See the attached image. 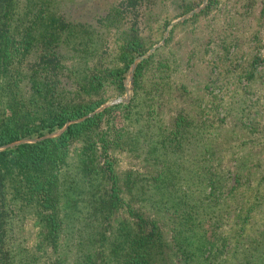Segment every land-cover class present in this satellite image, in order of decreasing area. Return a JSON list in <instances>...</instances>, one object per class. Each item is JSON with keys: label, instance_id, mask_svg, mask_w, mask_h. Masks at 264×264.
<instances>
[{"label": "trees", "instance_id": "16d2710c", "mask_svg": "<svg viewBox=\"0 0 264 264\" xmlns=\"http://www.w3.org/2000/svg\"><path fill=\"white\" fill-rule=\"evenodd\" d=\"M214 1L207 0L196 13ZM142 2L153 0H108L82 17L58 11L50 0H0V264H39L47 258L46 250L53 254L61 194L66 211L83 201L88 217L104 227L97 252L81 251L74 264H152L163 233L176 254L175 264H214L224 250L215 221L229 212L227 207L220 210L226 204L224 175L230 171L235 184L226 191L235 197L233 214L242 223L251 216L254 199L246 195L254 187L248 188V165L242 172L248 151L232 157L231 170L220 168L214 148L217 131H207L211 120L202 112L195 119L181 112L166 121L154 118L157 97L155 108L147 105L145 115L135 117L141 120L137 134L124 121L117 123L116 117H124L123 110L134 103L151 58L148 54L134 62L149 47L137 25ZM172 2L181 7L174 16L198 4ZM132 62V98L95 110L124 91ZM155 66L169 65L159 60ZM159 76L157 93L163 90ZM109 87L112 94L106 92ZM69 119L59 133L44 136ZM73 142L79 156L70 165ZM119 149L138 157L149 170L116 173L112 151ZM261 171L258 182L264 179ZM14 202L31 206L39 216L29 243L13 229ZM242 223L235 230L232 264H264V225L245 232ZM51 261L60 258L55 255Z\"/></svg>", "mask_w": 264, "mask_h": 264}, {"label": "rangeland", "instance_id": "374dc122", "mask_svg": "<svg viewBox=\"0 0 264 264\" xmlns=\"http://www.w3.org/2000/svg\"><path fill=\"white\" fill-rule=\"evenodd\" d=\"M107 1L50 0L53 3L51 6L58 11L62 10L65 14L79 12L82 17L94 13V5L101 8ZM188 1L198 4L178 16L174 15L181 11V7L172 0H153L138 5L140 14L137 25L145 37V44H149L138 58L148 54H151V58L143 68L141 86L133 99L134 103L130 109L123 110L126 112L124 117L120 119L118 116L116 120L119 124L124 121L126 129L133 135L137 134L141 120L135 117L145 115L147 105L155 108L158 97L159 106L156 107L157 113L153 111L154 118L160 117L166 121L177 112L185 113L191 119L198 118L200 112L209 117L211 122L206 129L217 131L214 148L220 168L231 166V170L234 163L232 157L248 151L245 152V169L242 172L248 165L250 186H244L254 187L246 195V199H254L251 216L242 223L238 218L240 216L233 214L235 197L227 196L228 188L235 184L230 171L224 175L221 187L225 190L226 204L220 202L224 207L220 211L227 207L229 212L226 211L228 215L224 214L215 221L225 241L222 243L224 250L219 252L213 263L232 264L237 226L242 223L244 231L251 232L264 225V179L261 182L257 180L264 169V0H252L250 5H245L246 0H215L201 13L196 12L205 6L207 0ZM193 12L196 15H192ZM181 19L183 21L176 23ZM166 20L169 21L165 23ZM159 60L168 61V69L155 66ZM159 74V86L163 90L157 93L155 77ZM124 86L121 94L111 96L102 103L103 106L132 98L130 69L125 75ZM113 91L109 87L106 92L112 94ZM200 108L203 110L200 111ZM112 155L116 160L114 171L121 176L128 168L139 171L150 168L125 149L113 150ZM76 156H79L78 143L73 142L67 156L70 165L75 162ZM66 183L60 184L59 190L63 191ZM253 192L257 193L256 198ZM64 197L60 195L57 208L60 218L58 245L51 256L49 254L52 252L46 250L50 260L46 258L39 264H74L75 255H81V251L97 252V236L104 228L103 224L96 218L88 217L89 212L83 201L76 203V210L67 208L66 211ZM12 206L13 229L19 237L26 236L29 243L38 228L39 216L31 206L18 207L15 202ZM162 236L164 240L161 246L155 247L152 264H175L176 254L166 233ZM55 255L61 263L51 261Z\"/></svg>", "mask_w": 264, "mask_h": 264}, {"label": "water", "instance_id": "95a60500", "mask_svg": "<svg viewBox=\"0 0 264 264\" xmlns=\"http://www.w3.org/2000/svg\"><path fill=\"white\" fill-rule=\"evenodd\" d=\"M138 57H139V56H138ZM138 57L135 58L134 62L137 60ZM134 62L131 63L130 71H131V69H132V67H133V65H134ZM122 99H125V98L123 97ZM102 106H103V104H101V105H100L99 107H97L95 110L99 109V108L102 107ZM70 121H71V119L67 120V121L65 122V124H63L59 129H57V130H55V131H53V132H51V133H46L44 136H47V135H54V134L59 133V132H60V131L66 126V124L69 123ZM20 140H21V139H17V140H14V141L8 142L7 144H12V143H15V142L20 141Z\"/></svg>", "mask_w": 264, "mask_h": 264}]
</instances>
